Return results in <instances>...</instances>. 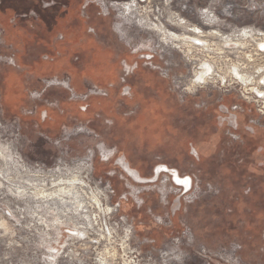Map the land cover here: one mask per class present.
I'll list each match as a JSON object with an SVG mask.
<instances>
[{
    "label": "rangeland",
    "instance_id": "obj_1",
    "mask_svg": "<svg viewBox=\"0 0 264 264\" xmlns=\"http://www.w3.org/2000/svg\"><path fill=\"white\" fill-rule=\"evenodd\" d=\"M129 1L62 0L63 15L52 16L78 22L82 16L104 52L118 55L111 96L94 84L75 90L56 76L61 67L22 75L17 49L4 42L0 27V264H264V115L246 111L234 121L222 104L240 99L228 62L238 76L253 75L258 37L221 39L243 27L264 32V0H169L168 28L212 43L183 51L126 23L114 4ZM170 12L217 35L172 25ZM203 58L214 60L215 76L182 90L176 81L189 78ZM144 79L164 85L166 97ZM91 96L100 104L89 107ZM77 101L82 111L93 108L91 119L71 115ZM80 163L107 214L90 207L92 217H67L27 193L35 171L65 173Z\"/></svg>",
    "mask_w": 264,
    "mask_h": 264
},
{
    "label": "crops",
    "instance_id": "obj_2",
    "mask_svg": "<svg viewBox=\"0 0 264 264\" xmlns=\"http://www.w3.org/2000/svg\"><path fill=\"white\" fill-rule=\"evenodd\" d=\"M16 14V12H9L8 17L0 18V27L2 28L4 42L14 45L17 49V65L15 67H23L20 71L22 75L23 73L24 76L26 73H35L38 69L35 67H61V69H58L60 73L56 76L63 75L66 77L75 90L84 91L87 85L94 84L106 88L110 92V96L113 94L112 90L118 81L117 70L119 71L120 68L118 67V55L114 57L115 51L111 49L104 52L105 50L98 45L101 43L93 38V34L87 32L86 25H82L84 22L82 16L81 19L78 18L80 19L78 22L77 18L74 17L73 20H70L71 17L67 15L62 20L57 19L55 23L47 27L39 20H37L38 23H32L27 18L16 19ZM98 31L102 33V30ZM81 39L83 41H80ZM111 40L116 43L120 42L118 38ZM42 53L48 55V57L46 59L42 58ZM122 54L128 56L126 53ZM58 70L55 72L58 73ZM38 74V77H40L44 72ZM48 74H52V72ZM143 81L147 85L150 84L148 85L150 90L162 97L164 94L162 90L165 88L162 86L164 85L156 84L155 81H150V79H144ZM17 83H21L23 86L22 80ZM15 87L17 86L15 85ZM21 89L24 90L23 87ZM165 97H162V99ZM100 101L101 98L91 96L86 104L96 103L98 105ZM78 103L77 101L71 104L74 109H71L72 114H70L79 120L91 119L93 108L82 111ZM47 119L54 120L50 114L47 115Z\"/></svg>",
    "mask_w": 264,
    "mask_h": 264
},
{
    "label": "bare ground",
    "instance_id": "obj_3",
    "mask_svg": "<svg viewBox=\"0 0 264 264\" xmlns=\"http://www.w3.org/2000/svg\"><path fill=\"white\" fill-rule=\"evenodd\" d=\"M168 1L169 0H165L161 5H158L157 0H146V6H141L139 5V2L137 0H130L129 2H123L117 5L114 4V6H116L120 11L119 15L126 23H134L142 27L143 29L155 32L160 36V41L162 44H169L170 47L177 49V51H183V49L185 47H189L191 43L199 46L203 44L202 47L205 49L209 48V46H212V43L208 45V40H205V38L203 37L201 39L184 32L176 33L172 31V29L168 28ZM157 5L159 6V9L158 11H155L154 7ZM151 15H155L156 18H151ZM170 15V24L180 28H186L185 30L195 33L196 36H202L205 34H209L210 32L217 35V33L213 30H207L208 32H204L197 25L188 24L189 22L187 23L174 12H170ZM240 31L241 30L237 32ZM237 37H240L239 33H232L226 37H222L221 39L230 44L234 40H237ZM181 45H184V47L182 48ZM186 52L187 49L184 50L185 54ZM190 58L194 60L196 57L191 56ZM201 60L202 61L194 64L195 66L191 70V76L187 79V85L186 87H184V89L187 88L188 90L190 89L192 91L195 86L203 83H208L210 82L212 77L215 76L211 68L215 67L214 60H205V58ZM194 62L195 61H193V63ZM81 164L83 163L71 166L69 168L70 170L65 173L35 171L32 174V176H35V179L30 184L28 183L30 187L28 188L27 193H29V196L34 197L38 202L42 204L46 203L49 206L56 205V211L60 209L59 212L63 215L65 213V216L67 217H69L70 214H79L82 216L91 215L92 217L90 207L97 208L99 215L102 213L105 215L107 204H103V202L101 201V197L99 196H101L102 194H99V192L94 190V188H92L91 185L87 183V181L83 180L84 170ZM80 168H82L83 171L80 170ZM128 169L131 168L128 166ZM24 171L26 172V174L28 173L27 170ZM21 172L23 173V171ZM5 177L7 176L5 175ZM50 208H53L55 210L54 207ZM104 255L108 256L107 252H105Z\"/></svg>",
    "mask_w": 264,
    "mask_h": 264
},
{
    "label": "built area",
    "instance_id": "obj_4",
    "mask_svg": "<svg viewBox=\"0 0 264 264\" xmlns=\"http://www.w3.org/2000/svg\"><path fill=\"white\" fill-rule=\"evenodd\" d=\"M240 30L241 31L238 32L240 37L249 35L253 36L251 34H254L258 37L255 38V41L253 42L251 53L252 56L257 59L258 63L255 65L257 68L254 70L253 75L242 74L238 76L235 69L237 65L232 61L228 62V67H230L229 72L232 74L233 78L238 80V82L236 81L235 83L239 85L238 95L241 102H236V104L233 103L234 105L232 106V102L222 104L225 105L223 107L226 109V111L228 108L233 111L231 114L232 117H229V119H234V121L238 120V114L244 113L246 111L249 113L252 111L258 115H264V32L259 30L253 31V29H248L246 27H243ZM86 97H88V95L83 96L84 99ZM220 110L223 111L222 109H219V111ZM230 123L231 122H229V124ZM253 124V121L248 120L246 125L251 127ZM232 131H235V129H232ZM246 131L248 130L246 129Z\"/></svg>",
    "mask_w": 264,
    "mask_h": 264
},
{
    "label": "flooded vegetation",
    "instance_id": "obj_5",
    "mask_svg": "<svg viewBox=\"0 0 264 264\" xmlns=\"http://www.w3.org/2000/svg\"><path fill=\"white\" fill-rule=\"evenodd\" d=\"M2 4H3V1L0 0V6ZM29 6L30 7H27L28 9L26 11H23L24 13L22 15L16 14V19L27 18V20L30 19V21L32 23H36V22L38 23L40 21L47 27H50L58 19V18L52 17L54 15H59V13H58L59 11H56V8L58 6H62V8H65L64 5H62V2L56 1V0H48L47 3H45L43 0H32L30 2ZM8 10H10V9L5 8L4 10H0V14H1L0 18L4 19L5 17H7L8 13L10 12ZM33 11H35L36 14L40 13L42 17L39 16V18L36 19ZM37 20H39V21H37ZM124 67H125V65H124ZM187 79L188 78L185 77L183 79L181 78L179 81H176V83H179L181 85L182 90L187 89V88L184 89V87H186V85H187ZM176 86H178V85H176ZM189 91H191V90L189 89Z\"/></svg>",
    "mask_w": 264,
    "mask_h": 264
},
{
    "label": "trees",
    "instance_id": "obj_6",
    "mask_svg": "<svg viewBox=\"0 0 264 264\" xmlns=\"http://www.w3.org/2000/svg\"><path fill=\"white\" fill-rule=\"evenodd\" d=\"M3 1V4L0 6V10H4L5 8L7 9H10L8 11H10L11 13L14 12V11H26L28 8L27 7H30V2L32 0H26L25 4L24 5H15V2H19L17 0H2ZM56 1H60L62 2V0H56ZM19 3H23L22 1L19 2ZM63 10L64 8H62V6H58L56 8V11H59V16L61 17L63 15ZM1 15V14H0ZM8 17V16H7ZM114 33V32H113ZM237 102H241L240 100L237 101ZM254 113V112H253ZM257 114V113H256ZM258 115V114H257Z\"/></svg>",
    "mask_w": 264,
    "mask_h": 264
},
{
    "label": "water",
    "instance_id": "obj_7",
    "mask_svg": "<svg viewBox=\"0 0 264 264\" xmlns=\"http://www.w3.org/2000/svg\"><path fill=\"white\" fill-rule=\"evenodd\" d=\"M169 173H172L173 175H177V171L175 169L168 170ZM181 181V180H180Z\"/></svg>",
    "mask_w": 264,
    "mask_h": 264
}]
</instances>
